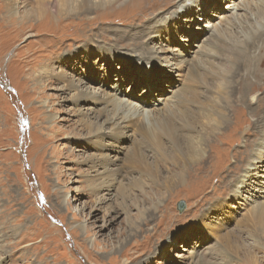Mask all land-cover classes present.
Masks as SVG:
<instances>
[{
  "label": "rangeland",
  "instance_id": "obj_1",
  "mask_svg": "<svg viewBox=\"0 0 264 264\" xmlns=\"http://www.w3.org/2000/svg\"><path fill=\"white\" fill-rule=\"evenodd\" d=\"M172 1L168 2L169 5ZM125 3L96 10L92 17L94 22L89 28L84 24L67 27L66 20L55 21V16L50 14V20L45 16L43 20L29 24L31 30H26L24 35H18V30L5 23L0 8V264H134L129 263L130 259L134 258L135 262L138 258L136 255L148 252H152L153 257L143 255L137 264H248L246 260L264 264V213L260 218H255L257 205L264 202L256 191L261 187L262 178H256L253 182L254 178L247 177L244 185H252L253 189L243 190V185L240 200L232 198L228 191L235 189L234 185L237 184L224 188L218 186L216 193L214 182L206 185L203 182L217 172H228L227 165L232 163L245 167L244 160L232 158L231 155L238 150L247 154V143L255 141L248 131L253 125L251 105L236 104L237 111H240L239 125L227 127L229 131L225 134L231 139V146L224 147L223 134L213 137V140L212 137L207 139V150L209 141H213L212 154L209 153V159H206L211 169L203 168L192 173L194 166L189 163L183 178L168 192L157 184H144L141 190L125 183L127 176H133L125 168L132 142L140 140L141 148L146 146L142 140L147 142L142 138L144 131L141 135H131L135 126L126 129L124 132L128 139L124 136L126 138L116 144L109 143L106 155L111 159L119 157L110 199L96 205L97 191L89 187V184L95 183L94 172L89 167L91 161L88 162L93 158L94 150L84 140L83 126L76 113L79 104H93L90 101L76 104L69 91H56L61 83L54 78L50 79V85L40 88L38 85L46 80L42 74L38 81L36 77L41 72L38 67L40 63L53 60L57 66L56 61L62 50L82 48L88 43V33L99 35L102 28L110 25L117 28L121 21L123 25L129 23L136 27L137 22L131 24L133 18L129 15L133 7L120 21L117 18L115 21L106 19L105 15L113 7L119 9ZM226 4L227 0H199L202 16L197 20L195 14L191 17L201 27L208 20L216 22L219 15L224 14ZM142 8L147 10L148 6ZM240 21L224 26L223 32L227 38L243 32ZM58 30L63 32L60 34ZM78 31L83 34L72 35ZM34 33L36 36H31ZM119 33L110 37L119 36L121 45L128 44L129 39ZM103 34L109 35L106 32ZM154 34L156 37L150 40L156 51L167 45L168 37L172 42L171 48L177 47L183 52L196 48L194 43L199 40L191 33V38L181 45L179 36L172 32L168 35ZM142 43L146 44L145 41ZM77 53L78 57L68 61L67 71L80 79L91 76L84 75V71L102 67L100 65L104 63L101 56L94 52L81 50ZM157 54L162 52L158 51ZM114 62L116 68L109 64L108 79L113 84V76L121 73L118 95L128 91L127 95L134 101H145L151 109L157 108L156 105L166 98H174L187 83L185 75H171L159 66L142 72L128 63L123 64L125 69L122 70L121 62ZM93 83L97 85L103 82L98 79ZM107 88L114 90L112 86ZM263 93L262 84L257 94L261 96ZM108 109L111 111V106ZM148 148L152 150L151 146ZM177 163L182 166L181 160L178 159ZM261 170L257 169L259 175L264 174ZM120 179L125 189H117ZM143 190L153 194L150 195L151 201L144 196ZM207 192L212 195L207 197ZM179 201L184 202L181 211L177 209ZM213 201H221L224 205L220 210L211 212L207 207ZM154 204L165 205L162 208L167 209L165 211L169 217L164 215V223L158 221L160 213L157 214L154 209L146 222L137 219L140 212L144 216L145 211L151 210ZM198 212L207 213L209 218L202 221ZM208 220L210 224L206 225ZM10 224L16 227V230H12L13 234L9 232ZM81 224H84V229ZM54 229L58 230L57 233ZM227 234L229 243L222 238Z\"/></svg>",
  "mask_w": 264,
  "mask_h": 264
},
{
  "label": "bare ground",
  "instance_id": "obj_2",
  "mask_svg": "<svg viewBox=\"0 0 264 264\" xmlns=\"http://www.w3.org/2000/svg\"><path fill=\"white\" fill-rule=\"evenodd\" d=\"M170 1L172 0H1L0 8L5 23L18 30V35H24L26 30H31V24L43 20L45 16L50 20V14L55 16V21L66 20L67 27L72 24H84L89 28L90 24L94 22L93 14L98 9L126 2L123 7L119 9L113 7L105 15L108 21H115L116 18L120 21L130 7H133L129 15L133 18L131 24L137 22L136 27L130 26L129 23L123 25L121 21L117 28H112V25L102 28L99 35L90 32L86 35L88 43L85 42L86 45L82 48L62 50L61 56L56 61L57 66L53 64V60L48 59L46 63L38 65L41 72L37 73L36 81L39 80L41 74L46 80L38 87L45 88L50 85V79L54 78L61 83L60 88L56 91H69V96L76 104L88 101L93 104L76 105L78 106L76 113L83 126L84 140L94 150L91 156L93 160L88 162L91 161L89 167L94 172L95 183L89 184V187L97 191L95 194L97 196L96 205L110 199L111 190L114 187L112 181L118 170L119 157L113 158V160L106 155L109 143L116 144L127 137L124 132L126 129L135 126L131 135H141V132L144 131L142 138L147 142L142 140L146 146L141 148L140 140L133 139V147L129 150L125 161L127 162L125 168L133 176H127L125 183L129 187H137L141 190L143 189L141 186L144 184H149V186L157 184L168 192L183 178L184 170L189 163L194 166V169H191L192 173L203 168L211 169L206 159H209V153L212 154L211 144L213 141H209V150H207L208 138L212 137L213 140V137L223 134L224 147L231 146V139L227 138L225 134L229 131L226 130L227 127L235 128L239 125L240 111L238 112L236 109L237 103L245 104L246 107L251 105L252 108L249 107L251 111L248 110V112L250 111V116H252L253 125L248 131L255 141L252 143L248 141L250 144L247 143L249 145L247 154L238 150L233 152V156L231 155L232 158L237 157L244 160L245 167L232 163L227 165L228 172H224L225 170L222 173L217 172L218 174H213L203 182L204 185L214 182L216 193L218 186L224 188L237 184L238 186L234 185L235 189L228 191L231 192L232 198L239 199L242 196L241 188L247 177L254 178L253 182L256 178H262L261 187L256 191L264 198V174L257 173L259 168L264 173V93L261 96L257 94V89L262 84L264 85V0H227L224 14H220L216 22L214 20L204 22L202 27L191 17L192 14H195L197 20L202 16L199 0H173L169 5ZM146 5L148 9L142 10V7ZM5 13L8 15L6 16ZM239 20H241L240 27L243 32L229 35L227 38L223 32L224 26H230V22L237 23ZM245 27L248 29L245 30ZM58 32L61 34L63 30H58ZM104 32L109 35L103 34ZM117 32H121L123 34L121 36L128 38L129 43L121 45L122 39L119 36L110 37L111 34ZM170 32L179 36L181 45L191 38V33L195 34L199 39L198 43H194L196 48L187 52H183L177 47L171 48L172 42H169L170 38L167 36V45L158 49L162 54H157L158 51L150 38L156 37L154 33L169 34ZM78 33L81 32L78 31L72 35ZM31 36H36V33ZM73 40L76 41L75 38ZM142 41H145L146 44ZM81 50L85 53H96L101 56L104 62L103 65H100L102 67H93L88 72L84 71V75H91L85 79L75 77L74 74L67 71L69 69L68 61L78 57L77 52ZM257 50L259 53L256 55ZM116 60L121 62L119 65L122 70L125 63L136 66L142 72L159 66L171 75H185L187 83L182 86L174 98L171 100L166 98L163 103L156 105L157 108L151 109L145 101H134L127 95L128 91L122 93L121 96L118 95L121 73L117 72L113 76V84L108 79L109 64H113L116 68L114 65ZM98 79L103 83L97 85L93 83ZM109 86H112L114 90H109L107 88ZM130 88L128 87V89ZM61 98L63 99V97ZM256 101L258 106L254 104ZM109 106H111V111L108 109ZM147 143L149 144L147 145ZM150 146L152 150H149ZM178 159L182 161V166L178 165ZM221 162H225L224 157ZM169 164L171 166L167 168ZM165 171H168L167 174L164 173ZM239 171L240 173H238ZM116 187L118 190L125 189L121 179ZM246 187L247 185H244L243 190L253 189L252 185ZM142 193L151 201L150 197L153 196L151 192L143 190ZM207 194L209 195L207 197L212 195L208 192ZM153 203L154 200L151 204ZM208 205L207 210L215 212L220 210L224 203L213 201ZM257 206L255 218H260L264 213V202ZM162 207L165 205L154 204L151 210L145 211L144 216L140 212L137 219L146 222L154 209L157 210V214L160 213L158 221L164 223V217H169V213L166 212V208ZM198 214L202 221L209 218L207 213L198 212ZM172 220L173 217H171ZM208 223L209 220L206 225ZM81 226L84 229V224ZM9 228L10 234H13L12 230H16L13 224H10ZM55 229L54 231H56ZM222 238L223 241L230 242L229 234ZM157 247L156 249H159ZM1 251L2 249L0 253ZM143 255L153 257L152 252L141 253L136 255L138 258L135 262L132 258L129 263L137 264ZM245 262L254 264L253 261V263H249L250 260Z\"/></svg>",
  "mask_w": 264,
  "mask_h": 264
},
{
  "label": "water",
  "instance_id": "obj_3",
  "mask_svg": "<svg viewBox=\"0 0 264 264\" xmlns=\"http://www.w3.org/2000/svg\"><path fill=\"white\" fill-rule=\"evenodd\" d=\"M177 209H178L179 211H181V210L184 209V202H183V201H179V202L177 203Z\"/></svg>",
  "mask_w": 264,
  "mask_h": 264
}]
</instances>
